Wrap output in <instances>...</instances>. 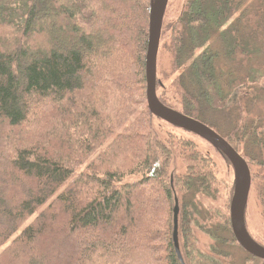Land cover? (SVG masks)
<instances>
[{
    "label": "trees",
    "instance_id": "1",
    "mask_svg": "<svg viewBox=\"0 0 264 264\" xmlns=\"http://www.w3.org/2000/svg\"><path fill=\"white\" fill-rule=\"evenodd\" d=\"M109 1L0 0V264H50L54 246L81 232L110 237L84 240L73 260L60 264H181L173 237L184 264H235L222 249L237 244L228 218L210 233L208 249L195 246L190 229L196 197L213 191L210 157L192 155L178 187L169 179V154L149 143L147 106L123 113V95L135 102L136 86L135 104L146 105L149 1ZM184 3L169 29L182 102L175 108L158 97L223 135L210 112L226 110L225 89L254 95L260 78L252 63L236 74L264 51V2ZM107 97L114 99L108 113ZM257 121L248 128L237 119L223 137L238 152L235 138L255 139ZM144 125L145 133L137 131ZM143 188L159 202L148 216L143 211L145 223L137 210L148 201ZM173 188L181 192L176 213ZM134 230L140 243L129 247L124 241Z\"/></svg>",
    "mask_w": 264,
    "mask_h": 264
},
{
    "label": "rangeland",
    "instance_id": "2",
    "mask_svg": "<svg viewBox=\"0 0 264 264\" xmlns=\"http://www.w3.org/2000/svg\"><path fill=\"white\" fill-rule=\"evenodd\" d=\"M148 1V4H150V0ZM245 1L258 4L264 2V0ZM109 2L110 6L114 7V1L111 0ZM184 4V0H168V3L166 4L167 6L161 26L160 40L158 42L159 48L157 54V63L155 67V93H157V95L163 100L164 98H166L167 100H165V102L167 103V105L173 106L175 108L178 107L176 102H182V100L177 93L175 85L173 84V79H175L176 73H173L171 68V31L169 29L173 22L178 18L177 16ZM127 15L128 12H126V16ZM102 17H107L106 13H104ZM114 21L115 20L113 19L112 22ZM100 22L101 21H97L95 25L98 26ZM100 27L114 36V32H110L109 29L105 27V25H102ZM260 43L264 44V38L260 40L259 44ZM213 47L215 49H218L216 42L213 44ZM0 49L2 48L0 47ZM199 51L200 50H198L197 52ZM94 57L95 56L91 58L94 59ZM219 60L220 64H222L221 62L224 63L225 61H227V59H225L222 54L220 55ZM249 63H252L251 68L257 71V77L260 78L255 85L254 95H247L248 88H237L236 90L225 89L226 100L224 101V104L226 110L217 111L215 113L210 112V115H213V118L217 124H221V131H224V133H228L234 129L232 127V124L236 122L237 119H239V123L241 125L244 124L245 126H248V128L250 127L251 121L258 120L256 128L254 126V131H258L255 139L248 136L247 138H244V141L239 143L238 139L235 138L236 142L234 143L237 146H240L238 151L240 154L245 153V155L248 156V159H245L250 172V188H248V199L245 208L246 230L251 236V239L264 246V136L260 132V126L264 125V51L260 52L259 49L251 62H247L246 65L242 64L241 68L237 69L238 72L236 74V77H241L246 74L247 70H249L247 66ZM226 65L228 66V63H226ZM229 66L231 67V65ZM138 87L136 86L137 92L135 93L136 96H134L135 102L136 100L140 99V96L137 94H140L141 91L137 89ZM225 88L228 87L225 86ZM104 101L106 113H108L111 109L114 99H112L111 97H107L104 99ZM122 102L124 105V114L130 112V109L132 110V112L135 109H143L147 111L145 103L135 104L133 100H128L126 94L123 95ZM40 108L41 107L36 109L31 108L30 110L34 113H38V110ZM147 112L150 114L151 123L149 129L151 134V142L149 143L154 149L159 150L162 154H169V166L167 171L171 183L175 182L178 186L177 181L189 172L188 167L191 165V157L192 155H196L195 153H203L204 155H208L212 161V168L210 170V182L213 191L208 194V196L199 195L196 197L195 203H193L195 205V211L193 212L195 220H192L190 228L192 230L191 233L195 246L199 249H208L214 242V239L210 236V233H213L214 230L217 229L218 223L226 217L228 218L230 224V217L228 214L234 185L233 168L230 162H228L221 153H219L212 145H210L201 137L181 128H177L164 120L156 118L155 115L150 113V111ZM252 124L254 125V123ZM145 129L146 125H144V129L141 130L140 127V129H138L137 131L145 133ZM211 129L222 137L223 135H225L224 133L222 135L220 132H218V128L216 129L213 127ZM145 142L146 140L142 141L140 145L144 146V144H146ZM182 143H185L186 146H181L180 144ZM3 167H5V169H11L9 166L7 167L4 164ZM142 192L145 194L148 201L150 200V202L147 201V203L139 202L140 205L137 204V210L140 211L139 216L142 218V223H145L146 220H143L142 215L143 211L145 212L144 216H148L147 211L150 209V207L156 205L159 202L156 201L153 196H150L151 193H148L149 191L147 190V188H143ZM172 192L175 196H177L176 198L179 199H177L179 202L181 192H179L177 188H173ZM32 218L33 217L24 221L22 226L32 222ZM205 226L208 229H205ZM134 232L135 237L124 241L125 244H127V246L129 247L134 245L138 246L140 243L139 239L135 238H137L136 236L141 232L136 230H134ZM221 233L223 236H227L229 239H231L230 233L224 231H222ZM108 237L110 236L103 232L94 233L93 235L87 232L78 233L77 236H73L68 240V242L66 243L67 245L61 247L60 245L54 246L52 250L54 251L53 255L56 257V260L50 262V264L71 262L73 260L72 257L77 254V251L80 249V245L84 240H102L107 239ZM222 249L223 252H227L228 254H230V256H232L231 259L233 262H235V264H264L263 259L253 257L248 252H246L238 243L232 244L230 246H224L222 247Z\"/></svg>",
    "mask_w": 264,
    "mask_h": 264
},
{
    "label": "water",
    "instance_id": "3",
    "mask_svg": "<svg viewBox=\"0 0 264 264\" xmlns=\"http://www.w3.org/2000/svg\"><path fill=\"white\" fill-rule=\"evenodd\" d=\"M168 0H150L148 41L145 56V97L146 106L156 118L169 124L191 132L212 145L231 164L234 172L233 194L229 207L230 226L237 243L250 255L264 260V246L253 239L246 230L245 208L250 188V172L245 159L222 136L199 120L181 113L162 103L156 92V63L161 34L162 21ZM174 212H177L178 200L175 197ZM177 237H173L175 254L184 264Z\"/></svg>",
    "mask_w": 264,
    "mask_h": 264
}]
</instances>
